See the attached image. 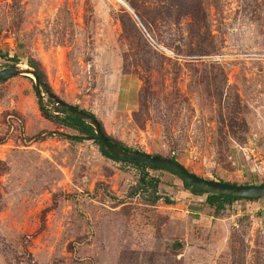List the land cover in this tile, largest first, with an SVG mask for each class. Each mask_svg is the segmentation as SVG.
<instances>
[{
    "label": "rangeland",
    "instance_id": "374dc122",
    "mask_svg": "<svg viewBox=\"0 0 264 264\" xmlns=\"http://www.w3.org/2000/svg\"><path fill=\"white\" fill-rule=\"evenodd\" d=\"M123 2L0 0V70L32 59L129 147L263 184L264 0ZM35 86L0 81V264H264V198L217 215L162 169L158 202L131 196L140 169L68 138Z\"/></svg>",
    "mask_w": 264,
    "mask_h": 264
},
{
    "label": "water",
    "instance_id": "95a60500",
    "mask_svg": "<svg viewBox=\"0 0 264 264\" xmlns=\"http://www.w3.org/2000/svg\"><path fill=\"white\" fill-rule=\"evenodd\" d=\"M17 75L32 76L36 81V87L39 94L42 95V87L44 88L45 82L39 74V71L34 67L13 65L9 68L0 70V80L9 79ZM47 93L49 97L56 102V106L70 111L76 117H79L87 124L93 126L97 138L111 151L112 154H114L119 159L138 161L148 165H157L172 169L178 172L193 187L199 188L211 194H223L245 198L264 197V185H245L231 182H222L198 175L197 173L189 170L182 163L174 161L173 159L158 157L150 153L127 151L114 143L111 138L105 134L100 120L96 115H93L78 105L62 100L50 90H47Z\"/></svg>",
    "mask_w": 264,
    "mask_h": 264
},
{
    "label": "trees",
    "instance_id": "16d2710c",
    "mask_svg": "<svg viewBox=\"0 0 264 264\" xmlns=\"http://www.w3.org/2000/svg\"><path fill=\"white\" fill-rule=\"evenodd\" d=\"M29 65L39 69L37 63L32 59L29 61ZM38 71H39V74L41 75V77L43 78V80L45 82L44 88L46 89V91L47 90L51 91V87L45 81V77H44L43 73L40 70H38ZM0 81H4V80H0ZM36 89H37V87H36ZM50 102L54 103L55 101L50 99ZM39 103H40V109H41L43 116H45L46 118H48L54 122H57L58 124L72 128V129L79 132V134H77V135H67L68 138H71V139L77 140V141L94 140V142L99 145L100 151L102 152V154L104 156H106L110 159H113L115 161L133 164L134 166L138 167V169H140L141 174L139 177V181L135 186L132 187L131 192H130L131 196H137L140 194L152 193L154 196L152 199V202H154V203L158 202L161 199V196L159 195L160 180H159V178L152 176L149 173V170L162 169V170H167L171 173L178 175L184 181L185 186L188 189H190L193 193H195L197 195H207L206 202L210 208L215 209L217 215H220L223 211L226 210V207L229 204H232L235 201H240V200L257 201L259 199L264 198V197H262V198H245V197H236V196H229V195H223V194H211V193H208V192L201 190L199 188L193 187L178 172H176L172 169L164 168V167L157 166V165H150V164L148 165V164H144V163L138 162V161L119 159L114 154H112L111 151L107 147H105L102 144V142L97 138V135H96V132H95V129L93 126H91L90 124H87L85 121H83L79 117H76L70 111H68L62 107H56L53 110L48 108L47 104L44 102L43 98L40 95H39ZM90 113L95 115L93 112H90ZM100 123H101V121H100ZM101 125H102V128H103L105 134L107 136H109L106 133L105 128H104L102 123H101ZM109 137L111 138V140L114 143H116L118 146L122 147L123 149H125L127 151H133V152H138V153H147V152L142 151V150L133 149V148L129 147L128 145L124 144L122 141H119L112 136H109ZM33 138L37 139V137H33ZM155 156L164 157L161 155H155ZM165 158H169V159H173L174 161H178L177 158L174 156L165 157ZM221 181L226 182L224 180H221ZM261 185H264V183Z\"/></svg>",
    "mask_w": 264,
    "mask_h": 264
},
{
    "label": "bare ground",
    "instance_id": "6f19581e",
    "mask_svg": "<svg viewBox=\"0 0 264 264\" xmlns=\"http://www.w3.org/2000/svg\"><path fill=\"white\" fill-rule=\"evenodd\" d=\"M120 2L124 3L123 0H119ZM125 4V3H124Z\"/></svg>",
    "mask_w": 264,
    "mask_h": 264
}]
</instances>
